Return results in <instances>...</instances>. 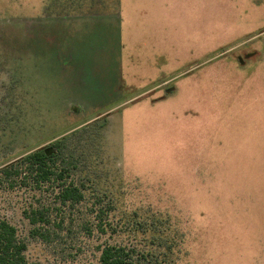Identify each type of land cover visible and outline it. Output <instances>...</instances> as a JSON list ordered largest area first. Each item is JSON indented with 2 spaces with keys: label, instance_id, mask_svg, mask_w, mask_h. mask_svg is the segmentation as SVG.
<instances>
[{
  "label": "rangeland",
  "instance_id": "obj_1",
  "mask_svg": "<svg viewBox=\"0 0 264 264\" xmlns=\"http://www.w3.org/2000/svg\"><path fill=\"white\" fill-rule=\"evenodd\" d=\"M67 135L107 232L0 184L29 262L264 264V0H0V171Z\"/></svg>",
  "mask_w": 264,
  "mask_h": 264
},
{
  "label": "trees",
  "instance_id": "obj_2",
  "mask_svg": "<svg viewBox=\"0 0 264 264\" xmlns=\"http://www.w3.org/2000/svg\"><path fill=\"white\" fill-rule=\"evenodd\" d=\"M86 128L85 126L81 130ZM70 139L71 136L67 135L55 140L44 149L28 154L0 171V184L6 189H24L36 194L54 195L52 203L44 204L42 200H38L37 206L30 205L24 212L33 226L32 233L35 237L48 240L51 229L70 230L76 223L89 235L93 234L94 228L102 233L107 232V226L100 217L111 206H104L99 199L86 207L84 213L77 209L87 203L86 194L91 188L82 176L84 170L81 167V156L77 149L72 148ZM75 212L79 216H73ZM92 216L94 221L89 219ZM26 251L27 245L20 239L16 227L7 220L0 219V264H41L29 262ZM100 264L137 263L132 250L108 245L102 249Z\"/></svg>",
  "mask_w": 264,
  "mask_h": 264
},
{
  "label": "crops",
  "instance_id": "obj_3",
  "mask_svg": "<svg viewBox=\"0 0 264 264\" xmlns=\"http://www.w3.org/2000/svg\"><path fill=\"white\" fill-rule=\"evenodd\" d=\"M123 35H124V31H123ZM122 39H123V37H122Z\"/></svg>",
  "mask_w": 264,
  "mask_h": 264
}]
</instances>
